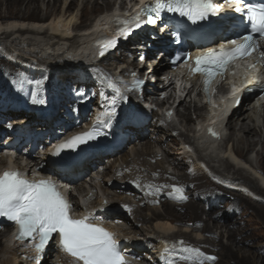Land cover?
<instances>
[{"label": "bare ground", "instance_id": "obj_1", "mask_svg": "<svg viewBox=\"0 0 264 264\" xmlns=\"http://www.w3.org/2000/svg\"><path fill=\"white\" fill-rule=\"evenodd\" d=\"M115 3L116 0H0V28L2 26H4V28L7 27L6 30L0 31V51L1 54L3 53L6 57V63L12 68V73L10 74H13L14 76L12 75L13 77H10V81L18 78L20 71L13 66H19L21 69H25V71L28 72V76L38 78V76L46 75L51 83H56V80L59 82V85L57 86L58 89H52V96L49 95V93L47 94V90L38 92L39 98L41 95L43 98L48 97L47 101L49 105L47 110L41 114L40 121L45 123L44 126L38 127L35 130L36 132H41L40 134L33 135L30 128L32 123L35 124V119L40 117L29 114L27 118L21 117L11 121L16 126L20 125L22 127L20 129H18L19 127H15L14 130L16 131L7 136L3 142H0L1 145H5L4 151L12 152L7 155L9 161L17 164L18 167L21 166V162L25 161L26 165L24 166L28 167L29 170H32L35 167H40L42 164L55 166L52 164L49 155V150L53 145L58 140L67 136L73 131V129H77L86 123V121H91L96 118L99 113L111 110V100L115 95V89L108 86V80H111L121 92L127 95L128 99L120 100L118 102L117 115L108 128H111V135L113 136L114 141H116L119 136V139H126V142L122 145L100 143L98 147L83 153L77 160L63 165L62 168L64 171L57 173L60 178L68 181L69 184L76 185L77 191L85 192L87 190L85 185H80L78 182L84 175L88 174L92 169L94 170V166L105 162L107 159L111 160V157H118L128 144L136 140L145 146V151L143 150L144 148L142 151L135 149L137 159H141L140 157L145 154L151 158L155 155L153 153L155 151L154 143L156 142L162 145V138L166 137L168 142L166 141L165 145H170V142H172L175 147L172 148L173 151L166 153L165 162L170 166L172 165L177 169L183 170L184 174L183 176L170 175L168 174L165 165H159L156 168L151 169L150 173L156 179L155 184L158 185V187H161V191H159L160 194L165 193L168 196V193L171 191L170 186L177 184L175 180H178L183 186L193 184L196 191L195 193L200 195H217L218 193H226L227 196L231 198L233 204H237L240 201L241 204H245V207L252 208L259 221L264 224L263 200L260 201V199H254V197L246 193L245 190V188L248 187V189L250 188L253 191H256L257 194L264 198V188L261 185H258V183L256 184L250 177L244 175L241 171L242 168H238L235 171V174L239 175L238 177L234 175L231 178H227L219 171L214 173V176L220 181L222 180L225 182L229 188L239 191L232 193L216 184V182H214L201 169V167L184 166V160L186 157L190 156V154L189 151L181 146L179 137L183 138L182 145L184 146L194 143V140L192 139L193 136H190V133L193 131L191 127L195 122L191 107H186L188 112L184 113L181 112L180 108L184 107L185 103L179 102L178 104L177 115L182 117L180 125L185 128L186 133L182 129H178L179 132H177L176 129L170 126L164 116L160 117L158 112L154 113L151 109L150 115V110L142 109L140 107L138 108L134 104L132 106V101L130 99L131 95H135L137 98L141 97L146 103H154L159 100L161 91L168 88H174L173 83L166 86L162 81H156L154 84H151L153 90H150L151 88L149 89L147 87L144 89L143 95H139L138 88L133 87L134 80H142L146 76L145 71H143L144 69L150 70L149 74H151L152 77H156L159 71H165L168 68L164 63L163 58L157 57L151 59L154 54L160 53L162 49H158L154 46L152 49L146 50L142 53V40H147L146 43L150 42L155 45L167 44L169 38L166 34L157 33V41L154 42L148 37V31H142L141 36H145L146 38H133L130 42L121 44V46L113 53L103 57L95 55L97 54L96 50H93L92 54H87L78 49L76 44H78L79 41H82L83 43L88 40V32L81 33V31L90 26H86L87 24L85 22L92 19V16L95 13L102 14L105 10L112 9L115 6ZM107 16L108 15L105 14L102 18H107ZM226 19L229 21L232 20L231 16L226 17ZM95 20L96 17L93 21ZM225 30L226 28L222 29L220 36L225 33ZM151 34L154 35L153 33ZM31 35L46 37V43L41 44L44 46L41 48V42L36 38H31ZM11 36L15 37L11 39ZM20 36L22 38H19ZM24 37L27 38L23 40ZM66 45L68 46L65 49ZM143 54L144 57L141 59L140 56ZM110 58H113L111 63L108 66L104 65V62H108ZM131 68L133 70H131ZM234 68L235 67L231 70L232 73L234 72ZM133 73H135V76L132 75ZM98 80L99 83L97 89L99 90L100 95L98 99L92 100V103H95L94 106L96 112L91 118H89L88 109L92 108V103H88L87 107L85 106L84 109L80 110L77 119H70V124H67L66 121L58 117L56 109L50 104V100L54 99L55 104L63 105L64 107H75L78 100L77 96H70L66 91L70 84L77 81L79 84L78 89L80 90V93L83 94L84 92H88L90 87L94 86ZM27 81H30V79L25 78L22 84L21 80H17L20 89L28 88L30 83ZM127 89L131 90L126 91ZM55 92L58 95L53 98ZM28 93V91L23 92L24 95H27ZM77 95L81 96L80 94ZM173 97L174 95L171 94L168 99L171 100ZM65 100L68 101L67 104H65ZM17 107L18 106L16 105V108ZM126 107H128L129 110L135 108V111L138 114L136 120L131 122L122 121L126 114ZM65 111L66 113L69 112L68 109ZM20 114L22 113H16L13 115L19 116ZM45 115L49 116V118H45ZM139 125H141L140 128H138ZM71 126H73V128L68 129ZM150 127L154 128L151 129ZM227 128L230 130L228 135L230 141L232 140L231 142L233 143V153L241 160L244 159L245 163L246 161L252 163V158L250 159L248 152L250 150L255 151L258 146H261V149L256 150V152L260 154V161L256 170L257 172L264 173V123L259 121L252 105H248L247 102H241L235 109H233L228 118ZM3 134L6 133L0 131V140ZM126 134L129 135L127 136ZM42 136H47L48 139L46 140L48 141L51 140L48 145L45 144L46 140H42ZM215 144L216 143L213 142L209 147L214 148L216 151L218 148H215ZM24 145H28L27 148H23L22 146ZM38 146L45 149L43 151L44 157L42 158L34 154V150ZM134 147L135 146H133V148ZM14 153H17L15 158L13 157ZM126 157L127 158H121L125 161L126 166L131 165L132 168L133 166L136 168L137 165H139L138 162H135L131 158L130 154H127ZM201 159L204 158L201 157ZM114 162L110 166H105L108 171H105V177L109 176L111 173L112 167L114 168ZM5 164L6 159L4 154H0V165ZM144 165L146 168V164ZM123 171L126 172L127 176H132V179L134 177V180H137V182L140 181L141 184H146V180H148L143 179V174L140 177L139 172V176L133 174L134 171L131 173L128 168ZM119 172L120 169H115L113 173L116 175ZM97 173L98 172H96V174ZM95 179V176H91V182H94ZM95 185H97V183H95ZM98 186L105 190L113 189L114 187L118 188V190L115 191V195L120 199V202L132 205V201L128 199L129 197L127 198V196H124L126 193H129L127 192L128 190L133 191L132 186L128 184V182L122 186L118 185L115 178L105 179L103 177L102 183L99 181ZM92 187L93 186L90 183V188L92 189ZM71 197L73 200L79 201L75 194L72 193ZM84 198H88V194H86ZM151 200L155 199H149L148 201L152 202ZM105 201H107V203H105ZM117 203V200L102 199L97 196V199L90 204V206L96 209L95 214L100 217L118 221L119 234L121 236L120 240L123 244V249L128 251V255L133 258L131 264H136L137 257H141L142 252L137 248L135 241H132L130 238L128 239L126 233L122 232L124 231L122 226L127 224L121 220L122 213L118 210ZM159 203L162 204L164 210L160 211L157 208H152L150 209L151 213L147 216V214H143L141 211L144 207L140 205V202H137L136 204H139V209L133 210L132 212L135 217L133 223L134 226L129 228L135 229L141 219L144 223H150L149 228H146L151 232H147L146 236L150 237L147 241L157 242V244L155 243L157 245L156 250L158 248L162 254L164 253L161 257H171L169 259L173 261L176 255H171L170 253L176 250L182 251V248L187 246V244L179 246L175 243L180 238H183L194 243V245H197L196 247H199L202 250L212 249L215 250L217 254L220 253L222 255V258L220 259L222 262H227V260L231 259L233 254L230 247L232 245L228 247H223L221 245L222 243L216 245L215 242L219 241L216 237L201 240L194 236V232H197L196 235H198L199 231L205 233L212 232L213 227H218L219 224L225 223L227 217H224L225 220L223 221L222 217L211 213L210 220L213 222L215 221V223L213 226H210L208 222L202 221L200 217L201 210L203 209L200 205L191 203L188 205H176L168 200L162 199L159 200ZM78 207L80 210L84 211V208L80 203H78ZM135 231L136 229L133 232ZM135 233L137 234L138 232ZM235 235V231L232 230L229 232V236L233 239ZM58 249L59 248L54 243H50L49 246L39 254V259H37V253L32 248H24L15 246L11 244V242L8 243L7 228L0 230V264H49L51 259H48L47 256L54 255ZM262 249L263 248L257 249L254 255L241 252V254L238 255L239 258L235 260L240 264H264V251H261ZM1 253H12L14 257L3 258ZM257 256H260V262L257 261ZM174 262L175 264H187L185 261L178 262L177 260ZM58 264H72V259L64 252H58Z\"/></svg>", "mask_w": 264, "mask_h": 264}, {"label": "rangeland", "instance_id": "obj_2", "mask_svg": "<svg viewBox=\"0 0 264 264\" xmlns=\"http://www.w3.org/2000/svg\"><path fill=\"white\" fill-rule=\"evenodd\" d=\"M6 29H7V27L4 28V26H2L0 28V31L6 30ZM14 37L15 36H11L10 38L12 39ZM42 37H40V35H37V36L31 35V38H36L37 40H39L41 42L40 43L41 48L44 46L41 44L46 43V37H44V36H42ZM19 38H22V37L20 36ZM25 38H27V37H24L23 40ZM157 54L158 53L154 54L151 57V59H154L157 57L161 58L160 54H158V55ZM3 57H4V59H3ZM5 58L6 57L4 56V54L3 53L1 54V51H0V65H2V66H0V131H4L6 133V134L2 135L0 142H3L7 136L14 133V130L9 129L10 128L9 125H10L12 120H15L16 118H21V117L27 118L29 114L35 115L36 117H40V118L35 119V120H37V121H34L35 124L32 123L30 125L32 134L33 135L39 134V132H36L35 130L38 127L44 126V125H42L43 121H40L41 114H43V112H45L47 110V107L49 106L48 101H47L48 97L43 98L42 95L40 98L44 99V101H45L44 104H33L32 103L30 93L35 88L34 83H30L28 88H26V89H23V88L20 89L19 84L17 82V80H21L19 76H18V78H16V80L10 81V77H13L14 75L10 74V73H12L11 72L12 68L6 63ZM112 59L113 58H110L108 62L107 61L104 62V65L108 66L111 63ZM13 67L16 68L18 71H20V73H23L24 78H28V79H30V81L43 79L44 84H43L40 91H42V90L46 91L47 90V94L49 93V95L52 96V94H51L53 92L52 89H56V90L58 89L57 86L59 85V82H57V80H56V83L55 82L51 83V81H49V79L46 77V75H44V76L42 75V76H38V78L37 77L34 78L31 76H28V72L25 71V69H21L19 66H13ZM131 70H133V69L131 68ZM143 71H145V73H146V76L143 78V80L145 81V83L143 84L144 89L148 87L149 89L151 88L150 90H153L151 84L154 83L153 82L154 78L151 76V74H149L150 70L144 69ZM58 81H59V79H58ZM98 83H99V80L96 81V84H94V86L90 87L88 92H84L83 94L80 93V90L78 89L79 84L77 83V81H74L73 83H71L70 86L68 87V89H66L67 94L70 96H74V97L77 96V99H78L76 106L75 107L72 106L73 108L72 107L70 108L69 106L64 107L63 105L55 104L54 99L50 100V104L56 109L58 117H60L64 121H66L67 124L68 123L70 124V121H69L70 119H74V118L77 119L80 110L84 109L85 106L87 107L88 103H92V100L98 99V97L100 95L99 90L97 89ZM25 91H28L29 93L27 95H24L23 92H25ZM77 94H80L81 96H78ZM56 95H58V94L55 92L53 98H55ZM130 98L132 100V103H131L132 106L134 104L138 108L140 107L142 109L143 108L148 109V110H150V115H151V109L146 106V103L143 101V99L141 97H139V98L142 101H140L137 98V96H135V95H131ZM60 99H62V98H60ZM67 103H68V101L65 100V104H67ZM16 105L18 106L17 108H16ZM94 105H95V103H92L91 104L92 108L88 109L89 114H93V112H96ZM8 109L10 112L6 111ZM67 109L69 111L68 112L69 115L65 111ZM130 110H135V108L134 109L131 108ZM128 111H129V109H128V107H126V113ZM155 112H157V111H154V113ZM12 113L13 114L22 113V114H20L19 116H14ZM44 117L49 118V116H47V115H45ZM152 118H153V114H152ZM179 118H180V116H178L179 122H177L176 131L178 129H180V130L182 129L184 132H186L185 128L180 125V119ZM122 121L127 122L128 120H126L124 117ZM36 122H38L40 124L42 123V124L36 125ZM168 123H170V122L168 121ZM170 126L175 128V125H173L171 123H170ZM72 127L73 126H71L68 129H71ZM140 127H141V125L138 126V128H140ZM150 128L153 129L154 127H150ZM177 132H179V130ZM126 135L128 136L129 134H126ZM263 135H264V133H263ZM41 138H42V140L48 139L47 136H42ZM162 139H163L162 145L159 143H156V142L154 143L155 144V148H154L155 151L153 150L154 151L153 153L155 155L152 156L151 158L145 154L142 157H140L141 159H137V157L135 155V153H136L135 149L142 151V149L144 148L143 150L145 151V146H143V144L141 142H137V140H136V141L128 144L127 147L120 153V155L118 157H116V158H115V156H114V158L111 157L112 158L111 160H108L106 158L107 160L105 162L99 163L100 165L98 164V165L94 166V170L92 169L88 174L84 175L82 177V179L78 182V184H80V185H83L84 183L87 184L88 188H90V183H92L94 185H95V183H97V185L94 186V189H93V187H92V190L89 189L90 192L92 193V196L90 198H88V203L90 202L89 205L92 204L97 199V196L102 198V199L117 200L118 210L120 211V213H122L121 220H122V222L127 224V225L122 226V229L124 228V231H122V232L126 233V236L128 239L130 238V239H132V241L134 240L137 248L139 250H141V252H142L141 257L140 256L137 257L138 259L136 261V264H169V261H170L169 258H171V257H169V258L165 257L162 260L161 255H163L164 253L162 254V252H160V250L158 248L156 250L157 242H148L147 241L148 239H150L149 236H146L147 232L151 233L150 231L147 230L149 228L150 223H146V222L144 223L143 220L141 219L139 221L138 226L135 227V229H136L135 232H138L137 234L135 232H133L135 229L129 228V227L134 226L133 223L135 221V217L133 216L132 212H133V210L139 209V204L138 205L136 204L137 202H140V205H142L144 207L143 210L141 209L142 213L147 214V216H148V214L151 213L150 209H152V208H157L160 211L164 210L162 204L159 203V200H161V199L162 200H168L169 202L176 204V205H188L190 203L200 205L203 208L201 210L200 217H201L202 221L208 222L210 224V226H213V224L215 223V221L213 222L212 220H210V214L211 213L217 214L218 216L222 217L223 221L225 220L224 217H227L225 220L226 221L225 223L219 224L218 227H213L212 232H210V233H205V232L199 231L198 235H196L197 232H194L195 233L194 236H196L197 238H200L201 240H205L206 238L216 237V239L219 240L218 242H215L216 245L218 243L219 244L222 243L221 245L223 247H228V246L232 245L230 248L232 250L233 255L231 256V259L227 260V262H222L220 260L222 258V255L220 253L217 254V252L215 250H212V249L202 250L200 248L203 253H206V255L216 256L218 258L216 261L206 260L205 264H240V263H237L235 259L239 258L238 255L241 254V252L245 253V254L254 255L256 250L259 248H263L261 251H264V224L259 221L258 217L254 213L252 208L245 207L244 206L245 204H241L240 201L237 204H233V202H231V198H229V196H227L226 193L225 194L224 193H218L217 195H211V194L210 195H208V194L200 195V194L195 193L196 191H195L193 184H190L188 186H183L181 183H179L178 180H175V182H177L176 185L183 188L184 194L188 197L187 200L177 199L175 197V194L173 196L169 197V195L167 196L165 193L160 194L159 192H155V188L158 187V185L155 184L156 179L150 173L151 169H154L159 165H161V166L165 165V167L167 168V172L170 175L183 176V174H184L183 170L177 169L176 167H174L172 165L170 166L165 162L166 153L169 151H173L172 148L175 147V145H173L172 142H170V145H165L167 138L163 137ZM182 139H183L182 137H179V141L181 143V146H183L185 148V150L189 151V154H190V156L185 158V160H184L185 165L184 166L201 167V169L214 182H216V184L220 185L223 189H226V191H229L232 193L239 192V191L229 188L227 186V184H225V182H223L222 180H221L222 181V183H221V181L214 176V173L219 171L220 173H222V175H224L227 178H231L234 175L236 177H238L239 175L235 174V171L238 168H242L241 171L244 175L250 177L256 184L258 183V185H261V182H262V187L264 188V173L257 172V170H256V167L260 161V154L257 153L256 150L261 149V146H258L255 151L250 150L249 151L250 153L248 152V154L251 156L250 159L252 158V163L250 161H248V162L246 161V163H245L244 159L241 160L239 157H237L231 151H228L227 153H222L221 150H220L219 154L220 155L222 154L221 156L224 155V157H221L220 155L219 156L214 155L213 157L206 155L210 159V162L208 163L206 158L204 157L205 154H203V150L199 149L198 144H194V145H190V146H188V144H187L184 146V145H182V141H183ZM192 139L194 140V138H192ZM123 140H124V142H126V139H123ZM50 141L46 140L45 144L48 145L50 143ZM4 146H5L4 144L1 145V143H0V154H3V150L5 148ZM27 146L28 145H24L22 147L27 148ZM133 146H135V147L133 148ZM219 147H222V145H220ZM195 149H197V150H195ZM44 150L45 149H42L41 146H38L34 150V154L36 156L42 158V157H44V152H43ZM125 154L126 155L130 154L131 158L135 162H138V164L140 166L137 165L138 168L137 167L135 168L134 166L132 168L131 165L126 166L125 161L123 159H121V158H127ZM14 155H15V153H14ZM201 155L203 156L204 161L200 160ZM113 162H114V168L112 167L111 173L109 174V176L105 177V171L108 172L106 170L105 166H110ZM144 164H146V168L144 167L145 166ZM127 168L130 170L131 173L134 171L133 174H137L138 176L140 174V177L143 174V176H142L143 179L144 180L148 179V180H146V184H141L140 181L137 182V180H134V177L132 179V176H127L126 172L123 171ZM140 168H141V170H140ZM115 169H120V172L116 175L113 173ZM96 172H98V173L96 174ZM138 172H139V174H138ZM125 174H126V176H125ZM255 175L259 176V179ZM91 176L97 177L95 179V182H91ZM102 176L105 179L115 178L118 185H122V186L128 182V184H130L132 186L133 191L128 190L127 192H129V193H126L124 196H127V198L129 197L128 199L132 201V205H130L129 203L120 202V199H118V197L115 195V193H116L115 191H117L118 188L114 187L113 189H109V190L101 189L100 186H98V182L100 181V183H102V178H103ZM129 179L130 180L132 179L131 180L132 182ZM133 180L136 183H133L134 182ZM185 180H188V179H185ZM137 183L140 184V187L136 186ZM149 186H151V187H149ZM245 190H246V193L253 196L254 199H260V201L263 200V202H264V198H262L261 195L259 196V194H256L257 192L256 193L248 192V188H245ZM134 192H135V194H134ZM153 193H155V194H153ZM104 194H105V196H104ZM131 194H133V195H131ZM95 197H96V199H95ZM257 197H259V198H257ZM153 198L155 199V201H158V203H152V202L148 201L149 199H153ZM151 201H154V200H151ZM125 205H127L128 207L127 208L124 207ZM129 208L131 209L130 212L128 211ZM226 224H227V226H226ZM232 230L236 232L234 239L229 236V232ZM129 233H131V234H129ZM149 235H151V234H149ZM180 240L184 241L185 244H187V246H193V247L197 246V245H194V243H192L188 240H185L183 238H180L179 240H177V242H175L179 246H182L179 243ZM168 251H169V249H168ZM1 254H2L1 256L3 258L14 257L12 253H5V254L1 253ZM170 254L176 255V257L173 259V261L178 260V262H181L182 260L179 259V256L184 255L185 253H183L182 251L176 250ZM47 258L52 260V261L50 260L49 264H58V251H56L54 253V255H52V256L48 255ZM257 261H259V262L261 261L260 256H257Z\"/></svg>", "mask_w": 264, "mask_h": 264}, {"label": "snow or ice", "instance_id": "obj_3", "mask_svg": "<svg viewBox=\"0 0 264 264\" xmlns=\"http://www.w3.org/2000/svg\"><path fill=\"white\" fill-rule=\"evenodd\" d=\"M228 2L235 3L233 11L241 14L239 19L245 24L246 34L242 35L239 41L231 40L229 42L231 47L221 45L219 50L208 49L195 58V67H191L190 71L204 74L203 83L206 94L209 92L211 81L217 75L223 77L229 70V65L237 59L250 56L257 50H259V56L264 58V50H261V41H264V2L252 3L250 0H228ZM223 11V5L217 4L215 0H149V3H144L142 0L139 11L131 18L132 22L125 23L119 28L117 36L103 40L99 54L104 56L106 52L116 48L120 37L127 39L134 29L140 28L142 24H157L163 12L178 13L196 24ZM117 20L119 22V18ZM235 27L239 28L240 25L236 24ZM174 35L178 37L179 32H175ZM257 35L259 39L256 38ZM255 66V64L250 65V67ZM132 75L135 76V73ZM18 76L22 84L25 80L24 74L19 73ZM27 82L35 84V88L30 93L32 103L44 104V99L38 96L44 80ZM144 83V80L136 79L133 87L139 88ZM108 86L115 89V95L111 100V110L99 113L88 131L75 134L55 146L51 152L53 156H59L65 149L76 150L104 134L101 128L109 127L116 117L118 102L128 99L127 95L121 92L111 80H108ZM260 87L264 91V85ZM236 103H240L239 97ZM137 117L135 110H129L125 114V119L130 122L136 120ZM209 131L212 135H218L211 128ZM136 186L140 187V184L137 183ZM64 187L67 190L68 186ZM170 187L169 196L175 194L177 199H188L182 187L177 185ZM159 191L161 187H156L155 192ZM152 203H158V201L154 200ZM71 209L72 204L53 180H29L17 170H6L0 173V217L18 226L16 239L36 241L38 237V241L33 244L37 259L53 234H56L59 236L60 250L72 258V264H127L119 250L114 233L100 224L93 223L92 221L96 218L91 214L79 218L72 216ZM128 211L130 212L131 209L129 208ZM179 243L185 244L184 241H179ZM182 251L185 254L180 255L179 259L187 264H205L206 260L216 261L218 259L216 256L206 255L199 247L184 246ZM161 258L164 259L163 256ZM169 264H175V262L170 260Z\"/></svg>", "mask_w": 264, "mask_h": 264}]
</instances>
